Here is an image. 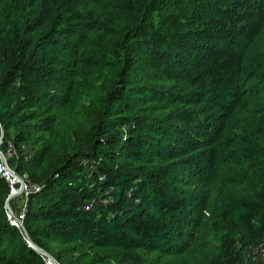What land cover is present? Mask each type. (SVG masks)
<instances>
[{
  "label": "trees",
  "instance_id": "obj_1",
  "mask_svg": "<svg viewBox=\"0 0 264 264\" xmlns=\"http://www.w3.org/2000/svg\"><path fill=\"white\" fill-rule=\"evenodd\" d=\"M0 122L61 264H240L264 241V0H0ZM9 194L0 264H45Z\"/></svg>",
  "mask_w": 264,
  "mask_h": 264
},
{
  "label": "built area",
  "instance_id": "obj_2",
  "mask_svg": "<svg viewBox=\"0 0 264 264\" xmlns=\"http://www.w3.org/2000/svg\"><path fill=\"white\" fill-rule=\"evenodd\" d=\"M17 155V150L13 142L5 140V132L0 122V175L8 182L10 186V196L13 198L10 201V208H6L7 218L10 223L22 230L23 222L26 215V209L28 204V197L31 192L38 189L36 184H32L28 181L27 177H20L12 169L9 164V160ZM113 194L112 190L105 193L99 200H93L84 205L85 210H93L100 207H108L111 203ZM21 199V207L19 212H14L12 204L14 201ZM139 203V201H136ZM45 264H61L55 258L48 254L39 253ZM240 264H264V241L258 245L249 246L242 256Z\"/></svg>",
  "mask_w": 264,
  "mask_h": 264
},
{
  "label": "water",
  "instance_id": "obj_3",
  "mask_svg": "<svg viewBox=\"0 0 264 264\" xmlns=\"http://www.w3.org/2000/svg\"><path fill=\"white\" fill-rule=\"evenodd\" d=\"M13 198V196L8 197L7 201H6V207L10 208V201ZM23 233H24V237L27 241V243L29 244L30 247L34 248L38 253H43V254H48L46 253L42 248H40L39 246H37L29 237V234L27 233V231L24 229V227H22ZM49 255V254H48Z\"/></svg>",
  "mask_w": 264,
  "mask_h": 264
},
{
  "label": "rangeland",
  "instance_id": "obj_4",
  "mask_svg": "<svg viewBox=\"0 0 264 264\" xmlns=\"http://www.w3.org/2000/svg\"><path fill=\"white\" fill-rule=\"evenodd\" d=\"M21 199H18L17 201H14V203L12 204L14 212L18 213L19 212V208L21 207Z\"/></svg>",
  "mask_w": 264,
  "mask_h": 264
}]
</instances>
